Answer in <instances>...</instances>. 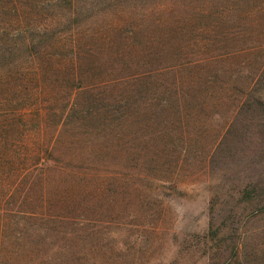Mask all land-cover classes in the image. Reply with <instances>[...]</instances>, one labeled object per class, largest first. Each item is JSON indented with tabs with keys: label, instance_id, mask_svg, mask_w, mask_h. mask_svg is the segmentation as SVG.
I'll return each instance as SVG.
<instances>
[{
	"label": "rangeland",
	"instance_id": "obj_1",
	"mask_svg": "<svg viewBox=\"0 0 264 264\" xmlns=\"http://www.w3.org/2000/svg\"><path fill=\"white\" fill-rule=\"evenodd\" d=\"M98 7L122 26L118 33L136 37L118 58L113 53L126 40L115 36L110 50L102 43L95 77L112 69L104 77L113 84L120 76L163 73L107 91V104L130 97L118 123L83 125L110 146L108 176L124 164L131 169L120 176L132 185L116 189L109 180L101 200L92 199L89 216L103 224L91 223L79 233L86 239L68 244L71 263L264 264V0H184L188 23L175 30L183 43L171 50L184 52L185 42V56L216 60L188 67L177 80L166 75L168 43L155 29L165 8L152 0ZM175 81L182 92L171 87Z\"/></svg>",
	"mask_w": 264,
	"mask_h": 264
},
{
	"label": "trees",
	"instance_id": "obj_2",
	"mask_svg": "<svg viewBox=\"0 0 264 264\" xmlns=\"http://www.w3.org/2000/svg\"><path fill=\"white\" fill-rule=\"evenodd\" d=\"M115 1L0 0V264H73L68 244L86 239L88 234L79 233L91 223L103 224L89 216L92 199L101 200L109 180L116 189L132 185L120 176L119 171L131 169L124 164L115 165L118 172L108 176L110 146L83 131L124 119L130 97L116 95L106 103L107 91L116 84L142 86L141 77L163 73L119 74L113 84L104 77L112 69L95 77L104 63L102 48L112 49L115 36L126 40L113 53L117 58L129 50V41L135 44L134 31L118 33L122 26L98 7ZM152 1L166 12L155 28L159 40L168 43L164 50L172 63L166 75L181 79L179 73L188 67L216 60L185 56V42L183 55L171 50L182 34L175 30L188 23L184 0ZM177 82L171 87L182 92L184 85ZM135 169L130 176L138 173Z\"/></svg>",
	"mask_w": 264,
	"mask_h": 264
}]
</instances>
